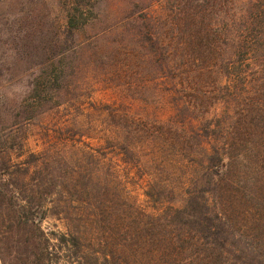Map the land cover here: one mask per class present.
<instances>
[{
  "label": "trees",
  "instance_id": "16d2710c",
  "mask_svg": "<svg viewBox=\"0 0 264 264\" xmlns=\"http://www.w3.org/2000/svg\"><path fill=\"white\" fill-rule=\"evenodd\" d=\"M121 2L119 34L105 44L99 31L89 56L124 50L130 85L164 91L170 110L90 99L89 135L66 121L32 150L23 133L69 93L67 56L46 61L0 129V264H133L146 246L189 264H264V0Z\"/></svg>",
  "mask_w": 264,
  "mask_h": 264
},
{
  "label": "rangeland",
  "instance_id": "374dc122",
  "mask_svg": "<svg viewBox=\"0 0 264 264\" xmlns=\"http://www.w3.org/2000/svg\"><path fill=\"white\" fill-rule=\"evenodd\" d=\"M122 5L121 0H0V129L12 121L15 107L28 100L36 77L44 72L46 61H58L66 56L68 65L64 93L69 92L65 96L67 103L61 106L59 112L48 113L34 122L31 131L23 133V136L26 133L30 135L28 148L35 151L42 149L48 140L42 135L44 127L53 129L66 121L84 124L82 131L75 125L72 134L76 133V138L81 132L89 135L90 99L135 103V107L145 106L154 113L159 112L158 115L169 112L164 91L130 85L136 82L131 79L132 70H129L135 64L124 54V50H120L118 56L113 55L115 59L96 53L89 56V48L93 46H89V41L99 31H105L100 38L105 39V44L111 43L110 38L119 34L116 27L119 28V19L123 15ZM74 16L75 27H72L70 19ZM89 16H93V20H89ZM48 71L53 73L54 69L49 67ZM38 86L39 90L46 88L45 84ZM127 87L135 90L128 94ZM165 107L169 110L165 111ZM58 121L57 126L54 123ZM85 139L89 141V137L85 136ZM128 185L133 196L143 202L145 196L139 172L128 180ZM43 225L48 230L63 229L61 220L53 217L47 218ZM126 251L128 255L134 253ZM116 253L123 254L124 249ZM167 253L168 258L163 260L160 259L164 255L162 251L146 246L135 254L141 257V263L133 264H189L184 259L188 255L186 251ZM177 255L181 259H176ZM17 262L15 259L13 264ZM60 264L71 263L62 260Z\"/></svg>",
  "mask_w": 264,
  "mask_h": 264
}]
</instances>
